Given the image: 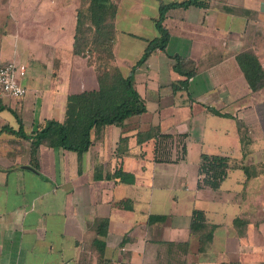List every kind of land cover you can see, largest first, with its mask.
Wrapping results in <instances>:
<instances>
[{"label":"crops","instance_id":"obj_1","mask_svg":"<svg viewBox=\"0 0 264 264\" xmlns=\"http://www.w3.org/2000/svg\"><path fill=\"white\" fill-rule=\"evenodd\" d=\"M183 1L119 0L111 51L124 75L158 36L159 6ZM200 2L167 10L165 51L155 50L135 69L132 81L144 113L93 130L92 144L81 156L42 145L32 157L30 141L10 131L19 128L15 114L29 134L46 120L64 119L68 94L98 88L93 66L73 52L83 0H0V66L13 62L24 69L20 81L26 88L21 99L0 96L5 107L0 110V264H264V87L252 91L236 61L238 53L251 49L264 68V0ZM121 24L126 29L120 30ZM134 46V59L117 57ZM173 56L191 60L194 75L186 80ZM163 99L173 107L189 106L190 125L177 119L178 111L165 112ZM200 114L220 122L196 127ZM150 128L158 134L139 142ZM194 129L232 135L228 147L217 145L207 154L252 166L255 175L246 180L243 169H229L216 189L228 193L227 200L222 195V204L214 200L211 208L193 206L182 213L170 170L184 159L176 138H191ZM244 136L250 142L242 149ZM198 165L192 185L197 190ZM118 170L133 181H124ZM193 209L215 226L203 249L190 231ZM236 218L246 222L244 229L234 227ZM100 220H107L105 235L98 233ZM95 240L104 243L102 253Z\"/></svg>","mask_w":264,"mask_h":264},{"label":"trees","instance_id":"obj_2","mask_svg":"<svg viewBox=\"0 0 264 264\" xmlns=\"http://www.w3.org/2000/svg\"><path fill=\"white\" fill-rule=\"evenodd\" d=\"M118 2L119 0H83L84 7H80L78 10L73 52L86 57L88 64L93 66L98 88L68 94L64 119L62 121L46 120L43 124L36 126L29 134L25 133L19 116L11 110L16 115L19 128L17 130L10 129V131L30 141L29 149L32 157L35 156L37 149L42 145L52 149L61 148L75 151L81 156L92 144L93 130L107 125H120L128 117L144 113L146 107L134 87L132 75L135 69L142 65L152 52L157 49L165 51L170 36L169 31L163 25L165 13L173 7H185L190 4L202 5L200 0L162 3L158 8V17L154 20L158 36L147 42L141 57L131 67L130 71L124 75L120 68L113 63V53L111 51L112 21L117 12ZM172 58L176 60L175 69L181 75H184L186 80L194 75L195 69L191 60L178 56ZM236 61L252 91L264 87V68L251 49H245L238 53ZM182 68L187 69V71ZM181 83L185 85L186 81ZM3 109L5 107L0 106V110ZM210 111L220 116H229L226 113L216 112L214 109H210ZM154 131L155 128H150L145 136L148 139L155 137L158 132L154 133ZM161 136L167 137L168 135L162 134ZM241 141L242 143H248L249 140L242 137ZM139 142H141V139ZM181 148L182 157H184L185 147L181 146ZM232 168L243 169L246 180L255 175L252 166L232 162L227 156L201 153L198 165V187L207 186L213 190L218 189L227 177L228 170ZM116 175L124 181H133L132 175L127 176L121 170H118ZM158 218H164V216L160 215ZM233 223L238 231L240 228L244 229L246 227V222L240 218L234 219ZM99 226L103 227V230L98 229L99 235H105L107 220H100L97 228ZM214 228V225L208 224L202 210L193 209L190 231L198 237L200 249H203L206 243L212 240ZM95 243L100 253H102L104 243L101 240H95Z\"/></svg>","mask_w":264,"mask_h":264},{"label":"rangeland","instance_id":"obj_3","mask_svg":"<svg viewBox=\"0 0 264 264\" xmlns=\"http://www.w3.org/2000/svg\"><path fill=\"white\" fill-rule=\"evenodd\" d=\"M120 30L126 29L123 24H121V26H119ZM135 48L130 51V53H125V51L121 50L120 53L118 54V58H120L122 61L123 59H134L135 58V53L138 51V48L136 46H134ZM211 61V60H210ZM122 69H124V67L122 66ZM245 82V81H244ZM151 96H155L158 97V93L157 92H149ZM160 94L166 95L167 94V90H161ZM25 95L15 98L13 97L12 100H16V99H21L23 98ZM6 98V100L8 101L9 99H11L8 96H4ZM3 97V98H4ZM27 98V97H26ZM162 104V109L165 112H175L178 111V116L177 119H187V122L185 123V125H190V107H184V109H181V107H173L170 104H168V102L166 101V99H163L161 101ZM210 115V114H209ZM196 121L194 122V125L197 126H212L214 123L219 124L220 120L216 119L215 117H213L212 115H210V117L206 116V115H197L195 116ZM208 131V132H207ZM205 132L202 131H198L196 129L193 130V132L191 133V138H190V134L188 137L184 136V135H180L179 137L176 138V143H178L177 145L179 147L184 146L185 147V155H184V159H180L181 162H178L179 164L177 165V168H172V170H170L173 173V178H177L176 180V191L177 194L180 198V204L178 206V211L180 212H184L186 213V211H188V209H191V207L195 206V207H200V205H210L209 208H211V205H214V200L216 202L215 205H219V203H221L220 201L221 196L223 195L225 197V195H227L228 193L225 192H219V191H215L213 189H207V190H202L204 189V187H199L198 190L192 188L193 186V182L195 181V174H196V169H197V165H198V160H199V156L200 153H208L209 151H215L217 148V145H229L230 143H232V135L227 134H221V136H217L214 135L213 131H209L207 130ZM244 135V133L242 134ZM246 139H250L248 136H244ZM140 139H142V141H147L148 138L147 136H145V134L141 135ZM159 141H161L159 139ZM165 142V144H164ZM250 142V140L248 141ZM163 144L166 147V144H168V141L166 139L163 140ZM227 145H225L223 148H225ZM247 143H242V149L246 148ZM228 147V146H227ZM182 150V148H180ZM150 159L147 158V162H149ZM232 162H237L236 160L232 159ZM170 171H166V174H170ZM172 176H168L167 178L170 179ZM234 179V176L231 175V179L227 180V182H231ZM227 183H225L226 185ZM188 187L189 190H186L185 188ZM200 190V191H199ZM197 191H199L197 193ZM197 196H200V199L197 198ZM209 196V200L202 198L201 197H207ZM225 200L226 197L224 198ZM223 199V202H224ZM222 204V203H221ZM250 205V204H249ZM171 207L173 209H175V205H171ZM228 209L230 211L233 210L232 206H229ZM188 218V217H187Z\"/></svg>","mask_w":264,"mask_h":264},{"label":"built area","instance_id":"obj_4","mask_svg":"<svg viewBox=\"0 0 264 264\" xmlns=\"http://www.w3.org/2000/svg\"><path fill=\"white\" fill-rule=\"evenodd\" d=\"M25 71L15 63L9 62L0 66V96L21 97L26 93L21 79Z\"/></svg>","mask_w":264,"mask_h":264},{"label":"water","instance_id":"obj_5","mask_svg":"<svg viewBox=\"0 0 264 264\" xmlns=\"http://www.w3.org/2000/svg\"><path fill=\"white\" fill-rule=\"evenodd\" d=\"M25 168L30 169V170L35 172V170L33 168L29 167V166H26Z\"/></svg>","mask_w":264,"mask_h":264}]
</instances>
